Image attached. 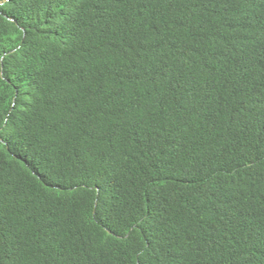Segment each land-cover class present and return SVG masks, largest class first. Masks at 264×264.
I'll list each match as a JSON object with an SVG mask.
<instances>
[{
  "label": "trees",
  "instance_id": "obj_1",
  "mask_svg": "<svg viewBox=\"0 0 264 264\" xmlns=\"http://www.w3.org/2000/svg\"><path fill=\"white\" fill-rule=\"evenodd\" d=\"M0 264H264V0H0Z\"/></svg>",
  "mask_w": 264,
  "mask_h": 264
}]
</instances>
